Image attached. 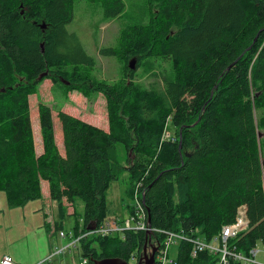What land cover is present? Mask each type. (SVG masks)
Returning a JSON list of instances; mask_svg holds the SVG:
<instances>
[{"label": "trees", "instance_id": "16d2710c", "mask_svg": "<svg viewBox=\"0 0 264 264\" xmlns=\"http://www.w3.org/2000/svg\"><path fill=\"white\" fill-rule=\"evenodd\" d=\"M84 1L100 5L106 20L125 8L123 0ZM147 1L150 19L120 33L117 48L99 50L124 61L130 79V58L138 67L145 59L172 64V79L141 88L133 80L95 82L80 72L96 60L65 28L75 0H0V192L14 208L41 198L46 186L57 203L56 229L76 199L84 203L82 228H97L110 214L111 182L127 172V195L143 182L153 229L210 241L245 206L248 228L229 240V249L264 248V0ZM46 79L67 82V91L102 93L108 129L59 111L60 148L52 111L40 103L37 154L29 103ZM168 118L174 140L160 144ZM148 235L91 236L79 252L88 264H137ZM150 237L161 242L163 234ZM189 244L176 246L172 264H216L207 252L191 258Z\"/></svg>", "mask_w": 264, "mask_h": 264}, {"label": "rangeland", "instance_id": "374dc122", "mask_svg": "<svg viewBox=\"0 0 264 264\" xmlns=\"http://www.w3.org/2000/svg\"><path fill=\"white\" fill-rule=\"evenodd\" d=\"M125 8L120 17L113 20H106L103 17L102 8L100 5L91 4L84 0H75L74 16L72 21L65 27L68 32L74 33L82 47L89 56L95 58V67L91 70L81 68L80 72L85 74L88 72V79L95 82H104L112 86H120L119 82L133 80L134 86L148 88L152 82H161L173 78L172 64L161 59H149L137 66L134 63L135 70L134 79H130L129 72L124 68V61L117 57H105L99 55L101 48H117L120 33H123L132 25L143 24L147 17L150 19L152 11L148 6L147 0H123ZM128 64L132 59H128ZM130 65V64H129ZM139 65V64H138ZM128 70H131L130 68ZM84 77L83 75H81ZM64 84V83H63ZM54 83L50 80H43L38 85L37 93L30 96V118L32 124V134L36 147V153H40L41 135L39 128V120L37 107L43 103L52 111L54 121L55 138L57 146L62 147L59 137H61L60 123L56 119V113L59 111L67 112L78 119L96 125L102 129H108L107 117V102L104 95L100 92L90 91L87 94H82L77 91H67L64 85ZM168 119L165 123L167 124ZM171 131L172 137L175 136V128L171 123L166 127ZM261 137L264 133L260 132ZM162 144L167 139H160ZM170 142V141H169ZM131 159L135 156L131 153L127 155ZM141 180V179H140ZM127 172L119 177L118 181L111 182L107 194V202L110 214L107 219H125L128 215V208L132 203L134 188L138 182L133 184V191L127 195L129 189ZM143 184V182H142ZM48 193L45 187L42 190V197L27 202L23 206L10 207L6 202V195L0 192V258L4 257H19L33 251L37 246H40V252L47 247L48 255L54 252V249L64 246L68 243L67 239L59 238V233L62 231L67 234L74 232L76 227L81 228L79 218L84 213V203L76 199L73 207H68L66 215L61 222V228H55L54 223L60 222L57 203L48 198ZM75 211V212H74ZM74 212V213H73ZM259 251H262L260 244L256 245ZM45 251V250H44ZM176 252V246L170 248V254ZM80 252L72 249V252L65 253L53 257L50 261L44 264H72L78 263L80 260ZM216 261L218 257H215ZM12 259V258H11ZM261 261V256L257 258ZM43 261V260H41ZM40 261V262H41ZM39 263V262H38ZM156 262L154 261V264ZM37 264V263H36ZM117 264H123L117 262ZM129 264H135L130 261ZM143 264V263H142Z\"/></svg>", "mask_w": 264, "mask_h": 264}, {"label": "built area", "instance_id": "2783aa9c", "mask_svg": "<svg viewBox=\"0 0 264 264\" xmlns=\"http://www.w3.org/2000/svg\"><path fill=\"white\" fill-rule=\"evenodd\" d=\"M169 118L168 122L169 123ZM163 131L162 138L167 139V141L173 142L174 138L170 131L166 128ZM137 185L134 188V193L132 194V203L128 207L130 211L125 219H107L103 221V224L93 230H88L81 228L77 233H59V238L67 239L68 243L64 246H60L54 249V252L49 254L43 261L37 264H44L55 256L64 255L65 253L72 252V249L77 252L80 251V245L84 239L91 236H114L115 234L123 237L125 233L128 232H145L152 236L153 234H163V239L161 242L147 240L146 253L151 255L152 250L155 248L154 261L156 264H172L174 257L170 255V248L172 246H177L180 242H187L191 245V258L197 256L200 252H207L208 254L218 257L216 264H230L231 261L237 262L239 264H264V248L259 251L256 246L248 251L247 254L238 253L231 251L228 246L229 240L235 238L240 233L244 232L248 228V219L246 215L245 206H241L237 210V215L235 216V221L233 223L224 225L220 229L219 236L213 238L210 241H206L203 238L197 237V239L183 234L181 232H164L159 229H153L148 222V215L145 211L143 200H144V185L142 181H137ZM259 255L261 256V261H258ZM78 263L72 264H88V259L80 256ZM0 264H15L10 257H4L0 260Z\"/></svg>", "mask_w": 264, "mask_h": 264}, {"label": "crops", "instance_id": "0c3cea01", "mask_svg": "<svg viewBox=\"0 0 264 264\" xmlns=\"http://www.w3.org/2000/svg\"><path fill=\"white\" fill-rule=\"evenodd\" d=\"M45 189L48 193L47 187L45 186ZM81 228H78L77 230L74 229V232H78ZM47 247H44V250H42V252H40V246H37V248L35 247L33 249V251L29 252V253H25V255H21L19 257H14V256H10V258H12L11 260L15 263V264H36L38 262H40L41 260H44L47 256H48V251L46 250ZM1 260V258H0Z\"/></svg>", "mask_w": 264, "mask_h": 264}, {"label": "water", "instance_id": "95a60500", "mask_svg": "<svg viewBox=\"0 0 264 264\" xmlns=\"http://www.w3.org/2000/svg\"><path fill=\"white\" fill-rule=\"evenodd\" d=\"M44 27V25H42L41 26V28H43ZM136 62V60L135 59H132V61L128 64V67L133 71V70H135V66H134V63ZM46 75V74H45ZM259 137H260V135H259ZM87 229L88 230H93L94 229V227H87ZM155 252H156V249L154 248L153 250H152V253H151V255H147L146 254V250H145V254H144V257H143V264H153L154 263V256H155ZM96 264H117L116 262H114V261H104V262H98V263H96ZM123 264H125V263H123ZM137 264H142V261H140L139 263H137Z\"/></svg>", "mask_w": 264, "mask_h": 264}, {"label": "flooded vegetation", "instance_id": "af4514ba", "mask_svg": "<svg viewBox=\"0 0 264 264\" xmlns=\"http://www.w3.org/2000/svg\"><path fill=\"white\" fill-rule=\"evenodd\" d=\"M147 253H148V252H147ZM147 253H146V254H147ZM153 264H154V263H153Z\"/></svg>", "mask_w": 264, "mask_h": 264}]
</instances>
